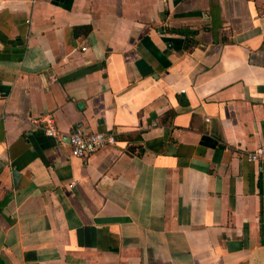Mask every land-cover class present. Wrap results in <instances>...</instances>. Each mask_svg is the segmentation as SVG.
<instances>
[{
    "label": "crops",
    "instance_id": "obj_1",
    "mask_svg": "<svg viewBox=\"0 0 264 264\" xmlns=\"http://www.w3.org/2000/svg\"><path fill=\"white\" fill-rule=\"evenodd\" d=\"M263 143L264 0H0V264H264Z\"/></svg>",
    "mask_w": 264,
    "mask_h": 264
},
{
    "label": "built area",
    "instance_id": "obj_2",
    "mask_svg": "<svg viewBox=\"0 0 264 264\" xmlns=\"http://www.w3.org/2000/svg\"><path fill=\"white\" fill-rule=\"evenodd\" d=\"M42 120L45 134L54 137L59 135V130L50 115L43 117ZM115 142L114 134L108 131H88L80 125H75L69 132L71 154L79 157H87L107 144ZM245 154L251 161L264 162V143L247 150Z\"/></svg>",
    "mask_w": 264,
    "mask_h": 264
},
{
    "label": "trees",
    "instance_id": "obj_3",
    "mask_svg": "<svg viewBox=\"0 0 264 264\" xmlns=\"http://www.w3.org/2000/svg\"><path fill=\"white\" fill-rule=\"evenodd\" d=\"M90 26L86 24L75 26V33L77 34H86L89 31Z\"/></svg>",
    "mask_w": 264,
    "mask_h": 264
}]
</instances>
